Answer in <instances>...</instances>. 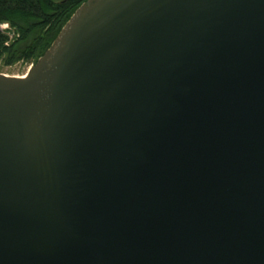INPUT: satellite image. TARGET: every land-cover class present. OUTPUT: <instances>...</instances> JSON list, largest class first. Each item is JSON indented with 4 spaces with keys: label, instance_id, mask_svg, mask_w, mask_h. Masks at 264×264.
Returning <instances> with one entry per match:
<instances>
[{
    "label": "water",
    "instance_id": "95a60500",
    "mask_svg": "<svg viewBox=\"0 0 264 264\" xmlns=\"http://www.w3.org/2000/svg\"><path fill=\"white\" fill-rule=\"evenodd\" d=\"M0 73V264H264V0H85Z\"/></svg>",
    "mask_w": 264,
    "mask_h": 264
},
{
    "label": "trees",
    "instance_id": "16d2710c",
    "mask_svg": "<svg viewBox=\"0 0 264 264\" xmlns=\"http://www.w3.org/2000/svg\"><path fill=\"white\" fill-rule=\"evenodd\" d=\"M85 0H0V62L34 63L50 46L61 27Z\"/></svg>",
    "mask_w": 264,
    "mask_h": 264
},
{
    "label": "rangeland",
    "instance_id": "374dc122",
    "mask_svg": "<svg viewBox=\"0 0 264 264\" xmlns=\"http://www.w3.org/2000/svg\"><path fill=\"white\" fill-rule=\"evenodd\" d=\"M4 23H6V22H4ZM4 23H0V29L3 32L8 33L11 37L12 32L11 31L9 32L10 26L8 25V27L2 28V27H4L3 26ZM31 64L32 63L29 61H22V60L16 61V62L9 64V65H4L0 62V73L6 74V75L24 76V74L27 72V70L29 69Z\"/></svg>",
    "mask_w": 264,
    "mask_h": 264
},
{
    "label": "built area",
    "instance_id": "2783aa9c",
    "mask_svg": "<svg viewBox=\"0 0 264 264\" xmlns=\"http://www.w3.org/2000/svg\"><path fill=\"white\" fill-rule=\"evenodd\" d=\"M1 25H2V24H1ZM3 26H4V27H2V28H6V27H8V24H7V23H4Z\"/></svg>",
    "mask_w": 264,
    "mask_h": 264
}]
</instances>
